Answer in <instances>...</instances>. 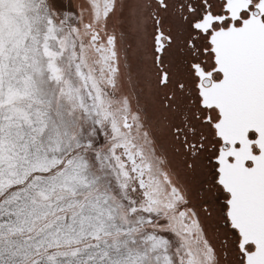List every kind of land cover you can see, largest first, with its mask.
<instances>
[{
    "label": "snow or ice",
    "instance_id": "obj_1",
    "mask_svg": "<svg viewBox=\"0 0 264 264\" xmlns=\"http://www.w3.org/2000/svg\"><path fill=\"white\" fill-rule=\"evenodd\" d=\"M0 264H264V0H0Z\"/></svg>",
    "mask_w": 264,
    "mask_h": 264
}]
</instances>
